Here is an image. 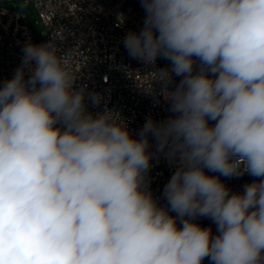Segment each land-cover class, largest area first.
<instances>
[{"label":"clouds","instance_id":"clouds-1","mask_svg":"<svg viewBox=\"0 0 264 264\" xmlns=\"http://www.w3.org/2000/svg\"><path fill=\"white\" fill-rule=\"evenodd\" d=\"M140 2L122 43L166 119L134 135L90 111L105 97L77 84L56 34L0 83V264H264V0ZM161 156L166 206L147 179ZM245 174L238 192L220 179Z\"/></svg>","mask_w":264,"mask_h":264},{"label":"built area","instance_id":"built-area-1","mask_svg":"<svg viewBox=\"0 0 264 264\" xmlns=\"http://www.w3.org/2000/svg\"><path fill=\"white\" fill-rule=\"evenodd\" d=\"M22 1L36 11L42 31L35 39L25 12L0 6V83L11 78L20 65L25 43H44L56 34L61 52L70 59V68L79 77L77 84L105 97L99 108L89 106L90 111H103L106 106L118 112L134 135L149 116L156 121L168 117V103L163 97L144 90L151 89L154 72L131 59L123 47L124 36L129 31H139L142 26H131L121 16L107 14L99 0ZM166 66L167 61L157 59L156 67ZM158 92L156 86L155 93ZM151 163L153 167L147 177L149 190L160 206H166L163 189L175 166L162 156ZM220 179L233 192H238L253 177L245 174ZM196 222L211 227L215 234L216 226L210 219L201 217ZM203 264L209 261L205 259Z\"/></svg>","mask_w":264,"mask_h":264},{"label":"rangeland","instance_id":"rangeland-1","mask_svg":"<svg viewBox=\"0 0 264 264\" xmlns=\"http://www.w3.org/2000/svg\"><path fill=\"white\" fill-rule=\"evenodd\" d=\"M107 14L121 16L131 26H142L145 16L140 0H99ZM0 6L23 11L29 19V27L36 39L42 31L36 11L22 0H0Z\"/></svg>","mask_w":264,"mask_h":264}]
</instances>
